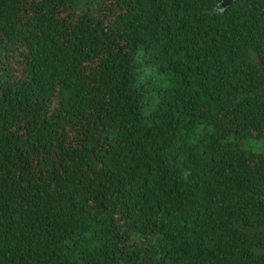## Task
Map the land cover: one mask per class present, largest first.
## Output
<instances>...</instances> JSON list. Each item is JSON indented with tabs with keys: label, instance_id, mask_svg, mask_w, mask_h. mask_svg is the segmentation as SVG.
Here are the masks:
<instances>
[{
	"label": "trees",
	"instance_id": "obj_1",
	"mask_svg": "<svg viewBox=\"0 0 264 264\" xmlns=\"http://www.w3.org/2000/svg\"><path fill=\"white\" fill-rule=\"evenodd\" d=\"M0 0V264H264V0Z\"/></svg>",
	"mask_w": 264,
	"mask_h": 264
},
{
	"label": "rangeland",
	"instance_id": "obj_2",
	"mask_svg": "<svg viewBox=\"0 0 264 264\" xmlns=\"http://www.w3.org/2000/svg\"><path fill=\"white\" fill-rule=\"evenodd\" d=\"M246 143L250 144L255 149H264V138L248 139Z\"/></svg>",
	"mask_w": 264,
	"mask_h": 264
},
{
	"label": "water",
	"instance_id": "obj_3",
	"mask_svg": "<svg viewBox=\"0 0 264 264\" xmlns=\"http://www.w3.org/2000/svg\"><path fill=\"white\" fill-rule=\"evenodd\" d=\"M232 0H218L216 3H215V6L217 7H223L225 6L226 4L230 3ZM262 72H263V75H264V67L262 69ZM261 87H264V79H263V83L261 85Z\"/></svg>",
	"mask_w": 264,
	"mask_h": 264
}]
</instances>
